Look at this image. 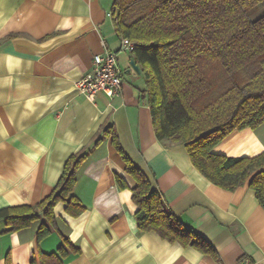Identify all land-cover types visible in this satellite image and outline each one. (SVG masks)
I'll list each match as a JSON object with an SVG mask.
<instances>
[{"label": "crops", "instance_id": "0c3cea01", "mask_svg": "<svg viewBox=\"0 0 264 264\" xmlns=\"http://www.w3.org/2000/svg\"><path fill=\"white\" fill-rule=\"evenodd\" d=\"M114 2L0 0V209L42 201L67 159L89 152L75 185L86 210L72 216L58 202L56 227L39 242L40 220L3 232L0 219V264H31L39 250L58 249L61 233L81 249L65 264H238L244 257L264 264V207L256 191L248 182L234 190L213 183L184 143L158 139L146 77L131 64L132 52L123 64L119 60L123 85L111 102L104 93L93 102L79 92L76 83L93 70L94 55L120 48ZM114 133L173 213L214 247L215 256L140 230L132 198L136 181L113 143ZM213 150L261 153L264 122L234 130ZM117 175L128 187L118 185Z\"/></svg>", "mask_w": 264, "mask_h": 264}, {"label": "trees", "instance_id": "16d2710c", "mask_svg": "<svg viewBox=\"0 0 264 264\" xmlns=\"http://www.w3.org/2000/svg\"><path fill=\"white\" fill-rule=\"evenodd\" d=\"M263 0H115L113 17L120 36L135 43L133 59L146 77V89L158 139L184 143L194 165L213 183L229 190L248 185L264 207V151L229 156L214 147L234 130L264 122V13L250 10ZM113 143L136 181L132 198L142 231L193 245L216 255L202 236L184 226L166 198L134 164L118 136ZM88 151L72 154L54 190L36 204L0 209L3 232L18 231L40 220L37 240L56 227L55 205L78 216L86 206L75 193L77 170ZM118 185L128 187L124 177ZM56 251L39 250L31 264H65L80 247L61 233Z\"/></svg>", "mask_w": 264, "mask_h": 264}, {"label": "built area", "instance_id": "2783aa9c", "mask_svg": "<svg viewBox=\"0 0 264 264\" xmlns=\"http://www.w3.org/2000/svg\"><path fill=\"white\" fill-rule=\"evenodd\" d=\"M121 44L118 50H106L94 55L93 70L83 75L77 81L80 93L89 100L96 102L99 93H104L111 102L117 96L123 85L124 72L120 66V52L130 51L135 43L128 37L121 36ZM238 264H254L249 257H244Z\"/></svg>", "mask_w": 264, "mask_h": 264}, {"label": "rangeland", "instance_id": "374dc122", "mask_svg": "<svg viewBox=\"0 0 264 264\" xmlns=\"http://www.w3.org/2000/svg\"><path fill=\"white\" fill-rule=\"evenodd\" d=\"M264 13V0L262 2H260L259 4H257L255 7H253L251 10H250V16L253 17V18H256L258 16H260L261 14ZM127 52H130V51H124V55L121 56V59L120 62L121 64H123L125 62V57L126 55H128ZM127 53V54H126ZM120 56V55H119Z\"/></svg>", "mask_w": 264, "mask_h": 264}, {"label": "water", "instance_id": "95a60500", "mask_svg": "<svg viewBox=\"0 0 264 264\" xmlns=\"http://www.w3.org/2000/svg\"><path fill=\"white\" fill-rule=\"evenodd\" d=\"M131 64L133 65V67H134L136 70L140 71V68H139V66L136 64V62L134 61V59L131 60Z\"/></svg>", "mask_w": 264, "mask_h": 264}]
</instances>
